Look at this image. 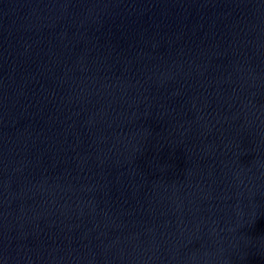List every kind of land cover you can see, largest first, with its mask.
Wrapping results in <instances>:
<instances>
[{"label": "water", "instance_id": "water-1", "mask_svg": "<svg viewBox=\"0 0 264 264\" xmlns=\"http://www.w3.org/2000/svg\"><path fill=\"white\" fill-rule=\"evenodd\" d=\"M0 264H264V0H0Z\"/></svg>", "mask_w": 264, "mask_h": 264}]
</instances>
